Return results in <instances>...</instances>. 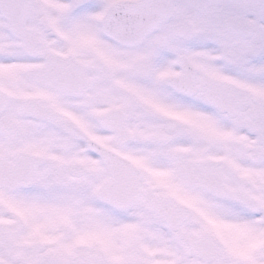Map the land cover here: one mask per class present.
Listing matches in <instances>:
<instances>
[{
  "label": "snow or ice",
  "instance_id": "obj_1",
  "mask_svg": "<svg viewBox=\"0 0 264 264\" xmlns=\"http://www.w3.org/2000/svg\"><path fill=\"white\" fill-rule=\"evenodd\" d=\"M0 264H264V0H0Z\"/></svg>",
  "mask_w": 264,
  "mask_h": 264
}]
</instances>
